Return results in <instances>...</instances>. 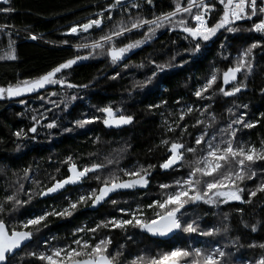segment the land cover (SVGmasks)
<instances>
[{"label": "trees", "instance_id": "trees-1", "mask_svg": "<svg viewBox=\"0 0 264 264\" xmlns=\"http://www.w3.org/2000/svg\"><path fill=\"white\" fill-rule=\"evenodd\" d=\"M110 2L111 0L0 2V9L6 7L14 9L9 13L0 12V25L10 26L0 31V50H6L10 35L11 40L15 42L16 54L15 60H0V86L37 77L75 55H85L87 50L76 49L73 45L87 42L84 37L95 39L107 32L113 23L121 18L120 12L114 11L112 21H106L101 29L94 31V35L83 37L82 33L77 35L81 37H77L64 35L63 32L73 23L85 22L90 14H94ZM182 2L186 3V0ZM172 7V0H153V5H142L140 14L151 18L153 12L159 14L171 10ZM131 12L132 15H136L135 9ZM221 12L222 10H217L214 13L212 24L216 22ZM255 20L256 17L251 21L237 22L241 31L235 34L221 30L210 41L202 42L201 51L195 55L185 51L194 45L184 38L180 30L160 29L152 41L133 50L117 65L111 64L106 56H95L81 60L70 69L63 71L66 80L75 85H87L85 88L68 89L54 85L47 86L46 91L38 90L37 93L24 94L19 98L0 99V168L3 169L0 171V197L4 195L5 188L16 179L13 173L22 174L24 168H31V179L23 181L25 192L29 188L39 191L32 180L40 181L43 187L50 186L54 182L51 179L53 177L57 180L65 178L69 174L68 168L67 164L61 162L68 156L73 158L78 167L93 162H103L105 157L117 158L118 164L109 165L102 172L97 173L102 177L118 168L131 169L138 165H157L152 169L150 182L144 188L110 193L105 201L96 207H92L90 203L78 206L77 210L68 217L49 216L46 226L42 227L22 250L10 258L11 264H41L33 257L25 256L23 260L20 257L28 251L45 250V241H49L50 245L71 244L74 229L81 226L92 228L101 220L119 215L120 208L148 205L153 200L160 199V184H171L177 178L186 176L189 171L187 163L170 170H162L158 167L169 154L166 147L161 146L160 141L164 138L175 140L180 137L179 130L175 133L165 132V121L174 123L179 118V110L186 105L191 104L194 108L209 105V111L216 117L215 123L208 130L209 136L235 119L239 113H246V121H258V123L253 128H241L237 139L259 147L260 141L264 140V116L261 115L264 114V92L261 91L264 89V47L254 50L255 59L251 73L247 77L243 73L238 74V80L244 81L247 85L241 92L231 97L222 96L217 91L222 83V80L218 79L213 89L207 93L211 99H200L193 95L211 74L213 68L226 70L240 51L254 41L264 40V34L245 31L251 28ZM144 30L133 31L120 38L117 46L140 39ZM29 33L36 34L38 38L32 40ZM64 40H67L68 44L61 43ZM150 61L169 63L172 66L159 73L150 84L133 88L132 85L136 81H143L155 70ZM141 63L144 66L138 67L137 65ZM125 65L128 67L125 68ZM116 73H119V76L112 79L111 77ZM224 87L227 89L229 86ZM48 92L60 93L50 97L60 105L59 110L52 108L47 100L40 99ZM213 92L216 94L213 95ZM72 95L77 99L71 101L69 107L64 109L62 101ZM20 99L25 103L21 104ZM42 104L46 108H52V111L41 123L45 124L48 119L56 118L59 126L51 130L38 126L35 138L31 133L24 138L13 135L20 129L27 132L32 126V116L36 110H42ZM109 104L123 109L124 114L133 115V122L120 127H106L102 119L84 127H77L73 123L78 119L102 116L97 109ZM149 105H159V107L149 109ZM240 105H247V108L239 107ZM230 107L233 108L232 114L227 111ZM197 119L208 122L210 117L207 113L193 111L186 115L180 124L181 127L184 124L189 125L180 140L188 147L194 145L195 137L204 130L203 125L192 127ZM65 129L70 130L65 131ZM120 149L125 151L120 152L117 157ZM193 159L192 154H185V161ZM256 169L258 174L245 182L246 189H254L261 180H264V175L260 174V170L264 169V162H257ZM98 187L94 175L89 174L87 179L79 184L66 185L54 195L45 198L34 196L30 203L5 216V221L12 225L43 213L44 210L50 211L52 207L59 210L66 207L70 200L75 201L81 194ZM244 198L247 199V192ZM21 199L27 197L22 196ZM112 201L117 203L114 205ZM237 209H243L242 216L236 211ZM185 212L187 213L185 222L198 217L202 230L215 227L222 231L215 236L178 233L166 238L154 237L139 229H129L127 232L118 229H101L96 238L111 237L110 252L121 251L118 264H128V261L141 253L156 255L176 246L201 247L208 250L217 246L223 247L227 253L222 258L224 264H248V261H254L264 254V250L258 246L249 247L253 243L259 245L264 242V192H258L250 204L229 202L217 208L200 203L186 206ZM225 213L228 214L227 220L224 218ZM145 215L150 217L151 210L146 211ZM241 220L249 227H245ZM252 224L257 225L255 232L251 230ZM225 226L228 227L227 232L223 231ZM234 238H238L236 244L230 242ZM120 245H124L123 249H120Z\"/></svg>", "mask_w": 264, "mask_h": 264}, {"label": "snow or ice", "instance_id": "snow-or-ice-1", "mask_svg": "<svg viewBox=\"0 0 264 264\" xmlns=\"http://www.w3.org/2000/svg\"><path fill=\"white\" fill-rule=\"evenodd\" d=\"M5 2L7 3V0ZM218 3L222 6V12L216 22L209 25L208 14L216 8V4L212 0H186V3L182 0H172L173 7L171 10L159 14L153 12L151 18L141 15L140 9L143 4L153 5V0H111L110 3H106L105 7L100 8L94 14H90L85 22L73 23L66 29L65 35H79L88 33L89 30L101 29L106 21H112L114 11L120 12L121 18L115 21L107 32L95 39L84 37L87 42L73 45L76 49L87 50L85 55H75L51 67L50 70L37 77L17 80L14 84L9 83L7 86H0V99L19 98L24 94L37 93L38 90L46 91L47 86L54 85L68 89L85 88L87 85H75L66 80L62 74L63 71L70 69L81 60L95 56H106L111 64L117 65L133 50L152 41L157 32L164 28L168 31L178 29L184 34V38L194 45V47L185 50L190 55L200 52L202 42L210 41L221 30L230 34L240 32L241 29L237 26L239 21H251L256 17L255 22L251 24V28L245 29V31L264 34V0H259V2L258 0H218ZM133 9L136 10L135 16L131 12ZM12 11L14 9L11 7L0 9V12L4 13ZM8 27L10 26L0 25V31H4ZM139 30H144L140 39L117 46V41L120 38ZM29 37L32 40L38 38L33 33H29ZM61 43L68 44V41L64 40ZM14 45L15 42L11 40L9 35L6 50H0V60L16 59ZM223 47L222 44L221 48L223 49ZM258 47H264V40L254 41L240 51L226 70L221 71L213 68L211 74L195 90L193 95L200 99H211V96H208L207 93L213 89L218 79H221L222 83L217 91L222 96L231 97L241 92L247 85L244 81L238 80V74L243 73L247 77L251 73L255 59L254 50ZM150 63L153 64L155 70L143 81H136L132 85L133 88L150 84L159 73L172 66L169 63H156L155 61H150ZM137 66L143 67L144 65L141 63ZM127 67L128 65H125V68ZM118 76L119 73H116L111 78L116 79ZM225 85L229 87L226 89ZM261 91L264 92V89H261ZM59 94L48 92L46 96L40 97V99L47 100L52 108L59 110L60 105L50 98ZM215 94L213 92V95ZM76 99L77 97L72 95L67 100L62 101L63 108L67 109L69 103ZM19 102L21 104L25 103L23 99H20ZM157 107L159 105H149V109ZM239 107L246 109L247 105H240ZM41 108L42 110H36L32 116V126L27 132L20 129L13 135L17 138H24L31 133L35 138L38 126L49 130L58 127L59 121L56 118L48 119L45 124L41 123L49 117V113L52 111V108H46L43 104ZM193 111H199L201 114L207 113L210 120L208 122L202 119L196 120L192 127L203 125L204 130L195 137L194 145L188 147L180 140L187 132L189 125L184 124L181 127L180 124L185 116ZM227 111L232 114L233 108L230 107ZM97 112L101 113L102 116L78 119L73 123L77 127H84L86 124L102 119V123L106 127H120L131 124L134 119L133 115L124 114L123 109L115 108L111 104L98 108ZM261 115L264 116V114ZM245 117L246 113H239L235 119L230 120L224 127L219 128L218 131H214L209 136L208 130L216 120L215 114L209 111V105L205 104L203 107L196 106L194 108L193 105L189 104L181 108L179 118L174 123L165 121V132L175 133L179 130L180 137L175 140L164 138L160 141L161 146H165L169 154L158 167L162 170H170L187 163L189 171L186 176L177 178L171 184H160V199L153 200L148 205H137L135 209L121 208L119 211L122 215L119 218L111 217L110 219L101 220L92 228L81 226L74 229V238L71 244L53 247L49 241H45V250L39 252L28 251L20 259L23 260L25 256L33 257L41 264H118L121 251L110 252L111 237L101 236L99 239L96 238L101 229H118L122 232H127L129 229H139L141 232H146L154 237L166 238L175 236L178 233L199 234L201 236L217 235L222 229L214 227L206 231L202 230L199 226L198 217L185 222L187 215L185 207L199 205L200 203L217 208L229 202L250 204L258 192H264V180H261L254 189L244 187L246 181L251 180L258 174L257 162H264V140H261L259 147H257L254 144L237 139L238 131L241 128H253L258 123V121H246ZM69 130L65 129V131ZM17 147L19 148V145ZM123 151L125 149H120L117 152V157ZM186 153L192 154L194 159L185 161ZM61 163L67 164L69 174L63 179L51 178L54 182L50 186L41 187L40 181L32 180L39 191L29 188L25 192L23 181L31 179L30 167L24 168L22 174L13 173L16 179L5 188L4 195L0 197V264H11L10 258L14 257L24 244L30 242L33 236L42 227L46 226L49 216L68 217L77 210L78 206L90 203L92 207H96L104 202L110 193L144 188L150 182L152 169L157 167V165L149 164L147 166H133L131 169L118 168L102 177L97 173L102 172L109 165L118 164L119 160L117 158L105 157L103 162H93L90 165L78 167L73 158L68 156ZM0 171H3V169L0 168ZM89 174L94 175L99 184L98 189L94 188L86 194H81L77 200H70L66 207L59 210L52 207L50 211L44 210L40 215H33L31 218L18 221L12 225L6 223L5 216L30 203L34 196L47 197L58 193L66 185L79 184L87 179ZM260 174L264 175V169L260 170ZM245 192H247L246 200L244 198ZM22 196H26L27 199H21ZM112 203L115 205L117 202L112 201ZM148 210L152 212L150 217L145 215ZM236 211L241 213L242 216L243 209H237ZM125 216L128 218H124ZM224 218L225 220L228 219L227 213L224 214ZM241 223L245 227H249L243 220H241ZM250 227L253 232L257 229L256 224H252ZM223 231L227 232L228 227L225 226ZM85 236L90 238L85 239ZM230 242L236 244L238 238H234ZM257 246L264 250V242L259 245L255 243L249 245V247ZM123 247L124 245H120V249H123ZM226 255L224 248L220 246L211 250L201 247L176 246L156 255L141 253L128 261V264H224L222 258ZM248 264H264V254L254 261H248Z\"/></svg>", "mask_w": 264, "mask_h": 264}, {"label": "built area", "instance_id": "built-area-1", "mask_svg": "<svg viewBox=\"0 0 264 264\" xmlns=\"http://www.w3.org/2000/svg\"><path fill=\"white\" fill-rule=\"evenodd\" d=\"M0 2L6 3L5 0H0ZM212 2L216 4V8L211 13L208 14L209 25L212 24L214 13H216L217 10H222V6L219 5L218 0H212ZM258 2H259V0H258Z\"/></svg>", "mask_w": 264, "mask_h": 264}, {"label": "rangeland", "instance_id": "rangeland-1", "mask_svg": "<svg viewBox=\"0 0 264 264\" xmlns=\"http://www.w3.org/2000/svg\"><path fill=\"white\" fill-rule=\"evenodd\" d=\"M96 29H93V30H89V32L88 33H83L81 36H87V35H94L93 33H94V31H95ZM66 32V31H65ZM65 32H63V34L65 35ZM80 35V34H79ZM72 36H74V35H72ZM75 36H77V35H75ZM81 36H77V37H81ZM73 38H76V37H73ZM83 194H86V193H83ZM136 208V207H135ZM135 208H128V209H135ZM121 209V208H120ZM146 213V212H145ZM40 214H42V213H40ZM40 214H37V215H40ZM122 214H121V212L119 213V215L117 214V215H115V216H112V217H120ZM31 218V217H30ZM124 218H128L127 216H125ZM51 246H53V247H55V246H64V245H57V244H53V245H51Z\"/></svg>", "mask_w": 264, "mask_h": 264}, {"label": "water", "instance_id": "water-1", "mask_svg": "<svg viewBox=\"0 0 264 264\" xmlns=\"http://www.w3.org/2000/svg\"><path fill=\"white\" fill-rule=\"evenodd\" d=\"M51 195H54V194H51ZM42 198H45V197H42ZM28 243H29V242H27L26 244H24V246H23L22 248H24ZM22 248H20L18 251L22 250ZM18 251H17V252H18ZM17 252H16V253H17Z\"/></svg>", "mask_w": 264, "mask_h": 264}]
</instances>
